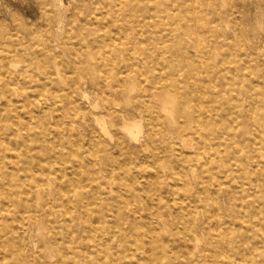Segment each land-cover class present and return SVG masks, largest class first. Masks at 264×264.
Masks as SVG:
<instances>
[{
  "label": "bare ground",
  "instance_id": "obj_1",
  "mask_svg": "<svg viewBox=\"0 0 264 264\" xmlns=\"http://www.w3.org/2000/svg\"><path fill=\"white\" fill-rule=\"evenodd\" d=\"M36 3L0 5V264H264V0Z\"/></svg>",
  "mask_w": 264,
  "mask_h": 264
},
{
  "label": "rangeland",
  "instance_id": "obj_2",
  "mask_svg": "<svg viewBox=\"0 0 264 264\" xmlns=\"http://www.w3.org/2000/svg\"><path fill=\"white\" fill-rule=\"evenodd\" d=\"M36 1L37 0H0V5L10 11H15L21 16L34 19L38 13ZM62 2L66 4L68 0H62ZM229 23L228 25H230Z\"/></svg>",
  "mask_w": 264,
  "mask_h": 264
}]
</instances>
